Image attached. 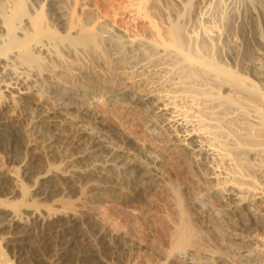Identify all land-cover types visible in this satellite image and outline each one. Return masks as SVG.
Segmentation results:
<instances>
[{
  "label": "bare ground",
  "instance_id": "6f19581e",
  "mask_svg": "<svg viewBox=\"0 0 264 264\" xmlns=\"http://www.w3.org/2000/svg\"><path fill=\"white\" fill-rule=\"evenodd\" d=\"M250 1L264 13V0ZM145 3L132 0L125 8L145 20L142 31L116 34L78 0H0V151L19 164L28 188L21 205L0 204L3 244L11 252V257L0 253V264H99L100 255L81 242L75 216L47 204L77 195L99 201L123 181L138 196L147 185H166L179 176L175 158L163 164L146 150L139 156L142 164L134 155L127 158L126 150L116 154L95 133L65 132L55 111L40 103L51 98L59 108L67 96L80 94L61 90L56 73L46 71L53 68L43 63L60 52L76 59L77 49L88 44L99 48L106 65L90 57L86 68H76L81 79L96 81L95 71H101L111 86L107 98L137 108L166 132L165 143L177 147L191 169L190 182L200 179L212 201L237 218V232L215 237L236 258L253 262L258 254L264 264V71L225 55L224 47L236 44L227 38L230 25L212 14L222 0H169L154 8L158 22ZM61 39L70 44L52 50ZM257 40L264 45L260 36ZM67 70L56 67L57 73ZM82 115L100 123L89 111ZM49 159L63 162V170L41 169ZM166 168L171 175L165 180ZM19 183L0 171V197L7 203L21 197ZM201 187L181 188L177 204L192 199L204 205ZM192 237L183 219L170 248Z\"/></svg>",
  "mask_w": 264,
  "mask_h": 264
},
{
  "label": "rangeland",
  "instance_id": "374dc122",
  "mask_svg": "<svg viewBox=\"0 0 264 264\" xmlns=\"http://www.w3.org/2000/svg\"><path fill=\"white\" fill-rule=\"evenodd\" d=\"M78 1L84 9L92 11L105 28L113 33L118 34L120 30L140 32L146 25L145 20L125 11L132 0ZM168 4L169 0H146L145 8L158 22V17L153 16L154 8ZM215 8H219V11H215ZM212 10V14L222 17V22L230 25V32L226 30L227 38L236 44V47L225 46V55L241 61L256 73L264 71V45L257 40V36H260L264 42V13L257 4L250 0H222V5L214 6ZM65 44L69 45L70 42L66 39L56 40L51 49L58 50ZM81 48L77 49L76 59L68 58L60 52V57L57 56L58 58L51 61L45 60L43 63L45 69L53 68L46 71L56 73L61 90L70 88L79 90L80 94L67 96L59 108L53 105L51 98H45L40 103L46 110L55 111L56 120L65 132L73 135L80 130L95 133L105 144L115 149L116 154L126 150L127 158L130 159V155H134L133 157L142 164L145 163L139 156L146 150L150 151L154 158L162 160L163 164L170 158H175L179 163V176H175L173 182L166 185L160 181H156L154 187L147 185L138 196H135L129 185L123 181L117 189L103 194L104 198L99 201L77 195L64 199L56 206L47 204L48 209L75 216L81 242L89 250L96 252L97 254H94L97 258L100 255L99 264H262L258 254L252 258L253 262L236 258L237 254L225 246L226 241L215 237V233L220 231L237 232V218L222 211V204L212 201L200 179L191 178L190 182L188 173H192L191 169L182 164L177 147L172 146L170 142L165 143V139H168L166 132L152 125L145 113L137 108L129 107L123 101L107 98L105 93L111 90V86L105 83L101 71H95L96 81L81 79V72L76 68H86L90 57L103 62L96 45L88 44ZM59 65L68 70L57 73L56 67ZM84 111L96 116L100 123L83 116ZM124 136L128 143L123 141ZM112 159L116 161L115 156ZM44 168L60 172L64 163L58 159H49L45 167L41 166V169ZM0 171L5 172L9 178L20 180L22 194L9 203V199L0 197V204L10 207L21 205L27 200L23 198L28 191L27 183L21 177L19 164L8 159L3 151H0ZM170 175L166 168L165 180ZM199 184L202 185L201 196L205 199V204L194 203L192 199H188L184 205L179 206V190L185 187L189 192L190 188H198ZM208 211H213V214H207ZM183 219L192 232V241L183 247H174L173 250V247H170L173 246L175 232ZM5 234V230H0V253L11 257L10 250L4 248L2 238ZM252 235H255V232H252ZM75 249L73 247L71 255L68 254L69 259ZM14 262L17 263L16 260Z\"/></svg>",
  "mask_w": 264,
  "mask_h": 264
}]
</instances>
